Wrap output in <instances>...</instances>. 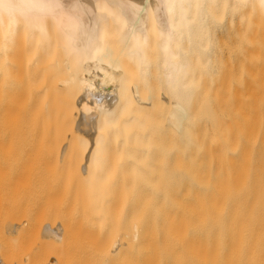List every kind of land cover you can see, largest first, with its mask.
I'll return each mask as SVG.
<instances>
[{"label":"bare ground","instance_id":"1","mask_svg":"<svg viewBox=\"0 0 264 264\" xmlns=\"http://www.w3.org/2000/svg\"><path fill=\"white\" fill-rule=\"evenodd\" d=\"M225 27L228 29L230 27L229 30H232V37L228 34L229 43L232 38L233 41L230 44L236 43V49L238 48L237 50L242 54L235 50L239 55L241 54V57L243 48L247 50L245 53L251 52V56L255 55L254 49L259 52L260 49L264 50V0H0V77L7 80L9 88L7 95L11 96L13 102L16 103L21 97L24 98V103L21 102L24 104V107L21 106L22 114L19 117L17 114L14 116L20 118L17 119L20 124L16 125L18 122L12 124V127L22 124L21 128L24 129L19 127L18 129L21 130L17 131V134H15L16 128H11L9 131L14 130L15 136L20 135L17 138L26 137L24 147L31 145L30 143L33 144V141H42V153L45 155L43 157L49 159L48 164L47 161L42 164L45 163L46 170L45 166L42 168V165H36L41 163V160L37 163L35 161L37 155L42 156V153L35 156L32 153L35 150L33 148L30 152L32 156L33 154L35 156L30 158L31 164L36 165H33V172L37 170V173L41 174L38 172L40 170L43 174L38 181H35V179L31 180L36 174L32 172L29 185L32 187L34 184L36 186L37 182L46 183L44 187L51 190L49 195L59 192L61 188L62 191L65 188L67 191L70 190L68 188H76L75 190L81 188L86 190L87 194L84 192L86 199L92 204L105 201L104 206H108L109 203H106L113 198L115 200V197L118 198L116 200L120 199L118 204L121 202L137 203V206L143 207L138 208L136 212L134 208V215L130 217L134 220L141 217L143 212L155 215V217L158 216L157 213H162L160 216L166 221L170 219L168 216H172V219L173 216L179 217L178 220L181 223L182 218L184 221L186 218L193 219L195 223L197 219L200 222L203 220L206 222V234L203 232L205 239L207 243L212 242L216 247L214 261H211L212 255L207 256L208 251L206 253L203 250L206 246L208 247L206 243L201 244L202 251L196 247L198 242L194 244L192 240L193 243L186 244V246L191 244L192 247L194 244L196 248H192L194 249L192 251L194 254L200 251L202 259L206 254L204 264L208 262L210 264L212 262L214 264H248L250 262L264 264V258L256 252L264 247V206L241 207L242 205L238 206L237 203V206L231 205L232 203L223 205L227 200L226 197L222 205H218L222 200L220 191H223V188L226 189L227 184V186L231 185L229 184L231 178L235 177L229 174L230 178L228 172L225 175L226 180L224 177L217 183L214 181L217 184L215 187L214 182H211L215 191H219L218 195L221 198L217 195L213 197L214 190L209 191L213 199L207 200L208 203L204 202L202 197V187L204 183H209L211 177L207 174L208 172L202 173L201 169V129L205 121H215V116H217L206 113L207 82L210 85H218L222 81V86L224 84L232 88L234 81L244 80L250 71L253 74H250L251 77L254 78L255 70H257L254 67L256 62L253 57L246 54L247 58L250 57L248 59L252 65L247 69V73H239L240 75L245 73L243 78L238 77L239 80L235 74L238 70L245 71L242 67L240 69L243 63L240 62L241 57L240 60L235 59L239 58L238 56L230 59L235 52L230 54L227 66L228 61L226 60L228 59L227 57L224 59L222 54V60H225L226 66L220 63L219 48L225 44L221 40L225 42L227 39H217V32ZM254 44L261 47L255 46L258 48L256 49ZM245 45L246 47L252 45L254 48L249 46L248 49L251 48L253 52L248 51ZM222 67L224 70L219 72ZM244 67L247 68L246 65ZM237 83L241 84L240 81ZM217 85L216 89L221 90L219 89L221 87L217 88ZM239 87L235 89L239 90ZM14 107L17 108V105ZM19 110L21 108L16 111ZM253 117L250 118L253 119ZM229 122L227 121L228 125ZM228 125L224 127L227 128ZM230 129L225 130L231 132ZM247 135L246 133L245 136ZM27 139L32 142L28 143ZM39 150L36 152L38 153ZM28 151L31 150L27 149L26 152L31 156ZM35 158L36 160L33 161ZM35 167L38 169L41 167L42 170ZM238 167L244 169L240 165ZM243 167L246 169L247 166L244 164ZM236 172L237 176L241 171H238L239 174ZM44 174L45 179H43ZM205 175L208 181H205L207 180ZM236 180H239L241 184L240 179ZM25 182H27L26 179ZM221 182L225 183L223 188L220 186ZM206 184L205 187H207ZM234 186H236L235 183ZM31 189L34 191V186ZM235 189L233 188L234 191ZM233 190L232 193L227 190L229 194L231 193L230 202L233 201ZM229 194L226 196L229 197ZM83 198L85 200V196ZM240 200L243 199L240 198ZM87 201L85 200V203ZM240 203L243 204V202ZM159 205L166 207L162 209ZM104 206L100 208V211L107 208ZM145 206L147 208L143 209ZM158 206L160 208H157ZM106 210L109 211L110 208ZM135 213L137 215L134 218ZM235 213L239 216V220H236L239 224L237 227L233 225ZM127 218H124L123 222ZM16 219L14 218V221ZM22 222H17V226ZM170 224H167V227ZM183 224L185 226L187 223ZM138 225H134L136 230L134 232L139 238L140 224ZM178 225L180 226V223H173L170 227L174 231L169 228L168 231L165 228L164 233L172 231L174 238L178 235L177 232L175 233ZM182 226L179 230L186 229ZM233 226L236 230L238 228L236 234L239 235L242 230L244 234L234 236ZM19 229L21 228L18 227L17 231ZM50 232L56 233L52 230ZM150 234L153 238L156 233L153 235L151 232ZM185 234L186 232L183 236ZM136 235L133 237L136 238ZM163 235L168 238V235ZM178 236L181 239V233ZM166 238L162 239L161 243L167 241ZM155 239L157 241V238ZM170 243L171 241L168 244ZM125 244L123 246L127 247V242ZM175 245L177 247V243ZM182 246L185 248L183 242ZM207 247L206 250H208ZM113 248L116 250L117 243ZM188 248L187 250L182 248V250L190 252ZM211 250L213 251L212 248ZM158 251L157 249L155 253ZM204 251L205 253H202ZM211 254L214 256V252ZM172 255L174 257L175 252ZM147 256L142 259V262L155 264L152 262L154 260H150L156 255L150 256V260ZM177 258L176 260L172 258L174 264L181 261ZM186 258L184 261L187 260ZM207 258L210 261L207 262ZM202 259L200 261L203 263ZM184 261L182 260L183 264ZM200 261L194 263L198 264Z\"/></svg>","mask_w":264,"mask_h":264},{"label":"rangeland","instance_id":"2","mask_svg":"<svg viewBox=\"0 0 264 264\" xmlns=\"http://www.w3.org/2000/svg\"><path fill=\"white\" fill-rule=\"evenodd\" d=\"M226 27H225V29H222L221 31L219 30L217 32L218 36L216 35L217 39H220V40L221 39H224V40L227 39L228 40V41L226 40L225 42L223 40H221L223 42V44L225 43L224 44L225 46L221 44L222 46H221V48H219V52H218V56H220L219 61H220V63H224V65L221 64V66L222 65L226 66L225 60H222L223 59L222 54H223V56L225 57L224 59H226V57L228 59V60H226V61H228V64H227V66H228L230 54H233L234 52H235L234 53L235 55H233V57L231 56L230 59L235 58V56L239 57V58H235L236 60L237 59L240 60L242 58L240 60V62L241 63L243 62L242 63L243 65L240 62H238V63L241 64L240 69L242 67L243 69H245V71L244 70H241V71L238 70L237 71L238 74L237 73L235 74V75H237V79L239 80L238 77L245 76V73L243 75H240L239 73H241V74L243 72L247 73L248 72L247 69L249 67H251V65H252V63L250 65V62H249L250 59H248L250 57H248V58L246 57V55H250L251 52H249V54L245 53L246 49L243 48L242 50H243V56L244 57L243 56L241 57L242 53H241V51L239 52V50H237L238 48L236 49V47H237L235 45L236 43L235 42L232 43L233 45L230 44L233 41L232 38H231V42L229 43V39H230L229 37L232 35V33H231L232 30L230 31L229 30L230 27H229V29ZM227 35H228V37H227ZM221 41H219V42H221ZM228 43L230 44V46L227 47V45H229ZM218 44L220 47V43H218ZM242 46L243 45H241V47ZM249 46L247 45V47H246V45H245V47L247 49L249 48ZM253 46L254 47L255 46L261 47L260 45H257V44L256 45L254 44ZM257 47H255V48L258 49ZM235 49L241 54L239 55V53H237V51ZM239 49L241 50V48H239ZM250 50H251V48H250ZM250 50L248 49V51H250ZM260 50L261 51L259 52V50L257 51L254 49L255 55L256 56L258 55L257 57L255 55L251 56L252 54L250 55L251 58L253 57L254 62H256V65H257V67H256L255 63L253 62V64L255 65L254 66L255 69L258 70V71L255 70V73H254L256 77L255 76H254V78H253V76L251 77L250 74H252V73L250 71L248 73V75H246L248 79L245 78L246 77L245 76L244 80H241V79L239 80L241 83L240 84L241 87H239L240 85L237 83L239 81H236V82L234 81V83L238 84L237 86L239 87V90L235 89L237 86L234 83H233L234 86H232V88H230L231 86L228 87V85L224 86V84H223V86H222L221 85L222 81H221V82H219L220 85L216 84L217 88L221 87V88H219L221 90L218 91V89H216V85H212V84L210 85L209 82H207V87H208L207 93H206V100H207L206 103L207 104H205L206 113H208V114L210 113L211 115L213 114L214 116L217 115L218 118H216L217 116H215L216 120L215 121L212 120L211 121L212 123L210 122V120L205 121V124L204 125L202 124L201 135H200L201 136L200 137V143H201L200 163H201L202 173L208 172L207 174H209L211 177L209 183H207V184L204 183V185L206 184L207 187H205L204 185L202 187V197H203V201L206 203L209 202L207 200L213 199L212 194L210 196L209 191L214 190L213 197H214V195L219 196L218 195L219 191L217 192V191H215L216 189H214L215 185H217V184H215V182L217 183L219 179L222 180V178H224L225 175L228 174V176L230 178H231V176L232 177L235 176L233 178L234 180L231 178L232 183L231 182L229 183V181H228V183L231 185L233 184L232 186H234V183H235V185L237 187L236 186L232 187L231 185L227 186L228 184L226 183L227 188L225 187L226 189H224L223 187L225 186L224 185L225 183L221 182L222 185H220V186L223 188V191H220L221 196H222V200H221V203H219V204L217 202L218 205H222V202L227 199L225 201L226 203L224 202L223 205L232 203L231 205L234 206L237 203L238 206L242 205L241 207H245V206L252 207V206H261V205L264 206V141H263L264 140L263 139L264 138V134H263L264 133V57H263L264 54L262 53V52H264V50L263 49H260ZM236 54H238V55H236ZM261 54H263V56ZM221 61H224V62H221ZM245 65L247 68L244 67ZM223 68L224 67H222L221 68L222 70H219V72L220 71L222 72L224 70ZM260 70H261V72H260ZM258 76H259V78H258ZM261 76H263V78L260 79ZM235 80H236V78H235ZM243 83H244V86H243ZM227 87H228V89H227ZM234 89L237 91H235ZM7 91H9L7 80L5 78L0 77V264H131V263L135 264V262H136V264L137 263L141 264V262L143 261L142 259L144 257H146L147 255H149V256H147L149 260L151 259L150 256L153 257L156 255L154 257V259L150 260V261L154 260L152 262H154L155 264H158L157 262H159V264H171L173 262L172 264H174V261L172 260V258L175 259L177 257H178L177 259L181 260V261L178 260L179 262L177 264H180V262H181V264H183L182 260L184 261V258H186V257H187L186 258L187 260L186 259L185 260L188 263H186V261H184L185 262L184 264H192V263L196 264L194 262H199L200 259H202L200 257L201 255L199 254V253H201L200 251H202L201 250V247H202L201 244L202 243H204V244L206 243V245H208V247L206 246L208 250H206V247L203 250H205L206 253L208 251L207 256H208V254H209V256L212 255L210 258L212 259L211 261H214L215 258H213V257H215V255H216V251H215L216 247L214 246V243L213 244H212V242L207 243V239H205L206 238V236H205V234H206V232H205L206 222L203 220H201V222H200L199 219H197V221L194 219L197 222V223H195L193 221V219L190 220V219L186 218L184 221V218H182L183 220L182 219L181 220L183 222L181 223V222H179L180 220H178V219H180L179 217L173 216V219H172V216H168V218H170L171 220L167 219L169 221H166L165 218L161 217L162 213H157L158 216L156 215V217H155V215L152 216L146 212H143V215L141 217H139L140 219L136 218V220H134L133 218L130 219L131 215L132 214L134 215V208H135V212H136V210L138 208L141 209L143 206L141 207L139 205L140 206L139 207V206H137V203L121 202L118 204V201L120 199L116 200V199H118L117 197H115V200L113 198V199H111L112 201L110 200L109 202L106 203V204L109 203V205H108L109 207H108V206H104L105 201H100V203L98 202L96 204H94V203L92 204L88 199H86V194H87L86 190H83L81 188H77V190H75L76 188L75 189L74 188L73 189L68 188V189H70L68 191L66 190V188L64 189L65 191L64 190L62 191L61 190L62 188L60 189L61 191L57 188V190H59V192L57 191L56 193H58L60 196L58 194L56 195V193L53 194L54 192L52 193L53 195H49V192H51V190H47L44 187V185H46V183H43V182L38 183L37 182L38 183V184L36 183L37 187L35 186V184L33 185L34 186V191H33V189H31L33 186L31 187L29 185V181H30L31 176L33 175V173L34 174L36 173L37 175L35 174L34 176H32L31 180L35 179V181L36 180L38 181L42 177V174H43V172L39 170V169H41V167L39 169L35 167L36 169L39 170L38 172H41V174L40 173L38 174L37 170H34V172H33V168L36 165H39V166L42 165L44 161H47V164H48L49 159H47L46 157H45L46 159H44V157H43L45 155H43V153H42V147H43L42 141H40V142L39 141H37V142L33 141L34 143L32 144V143H30L32 141H29L27 139L28 143H30L31 145H29V146L26 145L27 147H24L25 146L24 143L26 144V141H25L26 137L17 138L20 135L15 136L14 130H13L14 132L12 130H10L13 132V134H12V132L10 133L9 129H11V128L17 129L15 134H17V131L24 129V128H21V127H23L22 124H21V126H18V127L16 126V125L20 124L19 120H17L20 118H17V117H19L22 114L21 113L22 112L21 106L24 107V104H23L24 98L21 97L15 103L11 99V96H9V94L7 95V93H8ZM237 93L239 94V96ZM236 95L238 97H236ZM22 99H23V101H22ZM21 102H23V103H21ZM240 103H243V104H240ZM12 104L14 106L17 105V108L12 106ZM243 105H244V107H242ZM19 108H21V110H19L17 112L16 110H18ZM16 114L18 116L14 117V116H16ZM250 117H253V119ZM233 118L235 119V121ZM251 119L253 120V122H249V121H252ZM227 121L228 122L230 121L229 125H230V127H233V129H230ZM17 122H18V124L14 125V127H12V124H15ZM251 124L252 125L254 124L253 125L254 127ZM10 125H11V127H10ZM225 125H228L227 128L224 127ZM249 125H251V126H249ZM19 127L21 129H18ZM249 127H251L252 129ZM224 128L226 130L230 129L232 131L227 132ZM21 132L23 133V130ZM227 133L230 135H228ZM246 133L248 134L247 136H245ZM249 133L251 135H249ZM243 134H244V136H243ZM23 136H25V135L23 134ZM23 141H25V142H23ZM17 142H19V143H17ZM38 142H39V146H38ZM261 142H262V144H261ZM34 144H37V145L35 146ZM32 145H34V146H32ZM33 148L35 149L34 151H33ZM24 149H25V151H24ZM27 149L31 150V151H28V154L33 151L32 153H34L35 156H36V154L42 153V156H41V154L39 156L37 155L38 161L36 160V158L34 160L32 159L33 161L36 160L35 163L40 162V160H41L40 164H36V165H34L33 163L31 164L30 158H33L35 156H34V154L32 156V153H30L31 156L27 155V153H26ZM36 150L37 151L39 150V152L37 153ZM24 155H25V157H24ZM39 157H41V158L39 159ZM244 159H245V161H244ZM25 161H27V162H25ZM242 162L243 163L245 162L244 164H245V166H247L246 167L247 170L245 169V167H243L244 164ZM20 163L23 165H21ZM237 165L238 166L240 165L242 168L245 169V171H244V169L242 170ZM44 166H45V170H46L47 166L45 165V163H44V165H42V168ZM216 166H217V168H216ZM219 166H220V168H219ZM24 167H25V169H24ZM27 167H29L28 168L29 172H27L28 171ZM225 168H227V169H225ZM45 170H44V173H46ZM238 171H241L240 175L236 176L235 172L237 174H239ZM226 172H228V173L226 174ZM26 173H28V174H26ZM214 173H215V175H214ZM241 176H243L244 179ZM45 177L46 176L44 174L43 179H45ZM204 177H206L207 180H205V179H203V180L208 181L207 176L205 175ZM215 177H216V179H215ZM236 177L240 180L243 179V181L242 180L240 181L241 184H239V182H238L239 180H236L237 179ZM25 179L27 182H25ZM225 180H226V177H225ZM211 182L212 183L214 182L213 183L214 187H213ZM22 183H24V184H22ZM237 184H239V185H237ZM26 186L28 187V189H24ZM42 186H43V188H42ZM220 186H218V187L220 188ZM35 187H36V189H35ZM38 187H40V188H38ZM229 187L231 190L229 189ZM222 188H220V190H222ZM233 188L234 189L236 188L235 191L233 190ZM39 189H41L42 191L40 190L41 191L40 192ZM35 190L38 192H36ZM227 190L231 191V193L233 190V195H232L233 201H231V202H230L231 193L229 194V191H227ZM18 191H19V193H18ZM225 192H228L226 194H229L230 196L229 197L226 196ZM44 194H46V195L43 196ZM79 195L82 196L81 199L85 196V200L86 201L88 200L87 203H85L84 198H83L84 201L81 200ZM223 195H225V196H223ZM244 195H245V197H244ZM33 196H36V197H33ZM45 197H47V198H45ZM225 197H226V199H225ZM61 198H63V200ZM240 198L243 200L241 201ZM33 199H35V201ZM237 199L240 200V202H243V204H241ZM244 199L246 201H244ZM51 200H53V201H51ZM44 201H45V203H44ZM82 201H83V203H82ZM214 201H217V200H214ZM210 202H212V201H210ZM25 203H26V205H24ZM212 203H214V202H212ZM259 203H261V204H259ZM45 204H47V205H45ZM122 204H124V205H122ZM244 204H246V205H244ZM96 206H99V207L96 208ZM103 206L107 207V208H104V210L100 211V208L102 209ZM159 206L157 208L162 207V209H163V207H164V206H160V207ZM28 207H29V209H28ZM219 207L222 208L223 206H219ZM24 208L27 210L28 214L26 213V210ZM108 208H110V210L105 211V209H108ZM146 208H147V206H145V208H143V209H146ZM178 208L180 209V207H178ZM30 209H31V211H30ZM89 209H90V211H88ZM121 209H122V211H121ZM238 209H239V207H238ZM119 210H120V214H119ZM15 212H18V213L16 214ZM23 212H25V213H23ZM34 212H36V213L34 214ZM96 212H98V213H96ZM99 212H100V214H99ZM20 213H22V214H20ZM93 213H94V215H93ZM129 213H130V216H128ZM19 214H20V216H19ZM26 214H27V216H26ZM29 214H30V216H29ZM140 214H142V213H140ZM236 214L237 213H235L234 216L235 217L237 216V219H235V217H233L234 221L239 220V216H238V214L237 215ZM15 215H17L18 217ZM35 215H36V217H35ZM105 215H106V217H105ZM136 215L137 214L135 213L134 218L136 217ZM23 216H25V218ZM101 216H103V218ZM127 216H128V218H127ZM14 218L15 219L17 218L18 220L16 219L14 221ZM20 218H22V219H20ZM122 218H123V220H122ZM124 218L125 219L127 218V220H125V222H123ZM151 218L153 219V221ZM33 219H35V220L32 221ZM26 220L28 223L24 222ZM128 220H130L131 223H129L130 221H128ZM188 220H190V221H188ZM21 221H23L24 223H26L28 225H25L22 222L20 224H22V226L24 224L25 227L23 226V228H22V226L20 224L17 226V224H18L17 222H21ZM177 221L180 223V226H182V225L184 226V224H183L184 222H185V224L187 223L185 225L186 227L182 226L183 229L186 228V229H184L185 231L182 229H181L182 231L179 230V227H180L179 225H178V230L180 232L178 230H176L177 228L175 229L176 230L175 233L177 232L178 235H180V233H181V239L179 238L180 236H178V235L176 236L175 233H174L175 237L174 238L172 237L173 236L172 231H174V230L170 227V225L173 226V223L179 224V223H177ZM234 221H233V225L236 227H237V225L239 226V224H237L238 222L237 221L234 222ZM133 222L137 226H139L138 224H140L139 238L137 237L138 235L135 234L136 232H134L136 230L134 229L135 224ZM170 222L171 223L173 222V223L170 224ZM15 223H16V225H15ZM167 224H170L169 227H167L168 226ZM199 224H200V226H199ZM201 224H203L204 228ZM14 225L17 226V229H18V227H20L22 230L19 229L17 231V229H15ZM151 226H153L154 228ZM234 226H233V228H235V229H233L234 232L232 231V234L234 236L235 235L241 236V233L243 231L241 229V227H239V228L242 231L239 230L240 234L238 235V234H236V231H238V228L236 230V227H234ZM160 227H162V228H160ZM174 227H176V225ZM30 228H31V230H30ZM165 228L168 231H169V229L172 231L170 233L168 231L164 233ZM11 230H13V231H11ZM51 230H52V232L55 231L56 233H51L50 232ZM151 232L153 235L156 233L155 234L156 236L154 235V237H153L154 239L152 238V236L150 237ZM185 232H186V234H185L186 236L184 235L185 236V239H184L183 234ZM163 234L168 235V238H166L167 236H164ZM243 234H244V232L242 233V235ZM133 235H136V238H135V236L133 237ZM164 237L167 239V241L165 240V241H163V243H161V240L165 239ZM203 237H204L205 241H204ZM149 238H150V240H149ZM155 238H157V241ZM187 238H188V240H187ZM136 239H137V241H135ZM178 240H180V241H178ZM189 240H190V242H188ZM191 240L194 242V244L198 242L196 244L197 245L196 247H198V249H200V251L197 249L199 251L198 253L195 252V254H194V251H192V250H194L192 248L195 247L194 244H192L193 245L192 247H191V244L188 245L189 248H188V246H186V244L193 243ZM169 241H171L170 244H168ZM184 241H186V242H184ZM125 242H127V247L123 246V245H126ZM129 242H131V244ZM165 242L167 243L166 245H165ZM182 242L185 244V248L183 247L184 245L182 246ZM115 243H117L116 250L113 248ZM160 243L164 245V248H163V245H162V247L160 246ZM176 243H177V247L175 245ZM151 244H153L154 246L152 247ZM179 244L182 246L183 249H186V250H187V248L190 249V247H191L190 252H189V250L188 251L184 250L187 254L184 253V251L182 250V248ZM204 244H203V246H204ZM157 245H158V247H157ZM167 245H169V246H167ZM146 246H148V247H146ZM155 247H156V250H155ZM167 247H168V249H167ZM145 248L146 249L148 248V249L146 250ZM211 248L213 249V251L211 250ZM153 249L155 251H157V249H158L159 250L158 253H155V251H153ZM127 250H128V252H127ZM180 250L183 251V254H182V251L180 252ZM259 250L260 251H256L257 254L261 255L262 258H264V247L259 249ZM195 251H196V249H195ZM205 251L202 253H205ZM146 252H147V254H146ZM153 252H154V254H153ZM171 252H173V253H171ZM174 252L177 255V256L174 255L175 258L172 255V254H174ZM176 252H178V254ZM213 252H214V256H213V254H211ZM170 253H171V255H170ZM158 254H160V255H158ZM197 254H199V255L197 256ZM190 257H192V258H190ZM205 257H206V254H204V257L202 259L203 263H202V261H200V263H198V264H204ZM159 259H160V261H159ZM146 260H147V258H146ZM190 261H191V263H190ZM208 261H210V260L208 259L207 262ZM142 263L144 264V262H142ZM251 263L252 262H250L248 264H251ZM257 263L262 264V262H257ZM257 263H254V264H257ZM208 264H210V263L208 262Z\"/></svg>","mask_w":264,"mask_h":264}]
</instances>
